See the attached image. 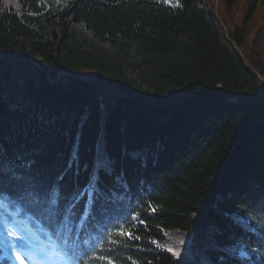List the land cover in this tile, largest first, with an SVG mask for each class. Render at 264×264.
<instances>
[{
  "label": "trees",
  "instance_id": "16d2710c",
  "mask_svg": "<svg viewBox=\"0 0 264 264\" xmlns=\"http://www.w3.org/2000/svg\"><path fill=\"white\" fill-rule=\"evenodd\" d=\"M174 3L0 0V200L77 264H264V0Z\"/></svg>",
  "mask_w": 264,
  "mask_h": 264
},
{
  "label": "snow or ice",
  "instance_id": "6c2138e0",
  "mask_svg": "<svg viewBox=\"0 0 264 264\" xmlns=\"http://www.w3.org/2000/svg\"><path fill=\"white\" fill-rule=\"evenodd\" d=\"M166 3H171V0H165ZM3 202L0 201V204ZM55 203V201H53ZM148 207L154 212L155 208L149 204ZM50 218H55V213H50ZM139 219L138 217H133V220ZM140 224H144L143 220H139ZM71 229L65 226V230L57 231L55 233H47L45 237L39 235L26 236L21 230L20 235L14 233H7L10 237L7 246L2 250L0 254V264H7V261L14 260L15 264H30L31 261L39 257L41 260L50 261L52 259H68L71 260V257L67 256V250L73 249L75 247L74 241L71 239ZM120 237H126L128 240H139L140 236L136 235L133 231L125 229L123 226L120 227V230L116 233ZM155 243V241H151ZM115 243V241H113ZM60 249L64 252V255L53 256L51 254L52 250ZM171 251V250H170ZM244 255L243 252L240 254ZM109 264H112L109 261Z\"/></svg>",
  "mask_w": 264,
  "mask_h": 264
},
{
  "label": "rangeland",
  "instance_id": "374dc122",
  "mask_svg": "<svg viewBox=\"0 0 264 264\" xmlns=\"http://www.w3.org/2000/svg\"><path fill=\"white\" fill-rule=\"evenodd\" d=\"M162 1H165V0H162ZM178 2L179 0H177V3ZM248 3H249V0H241V9L245 8ZM170 4H175L174 0H171ZM221 14L224 17V19L228 18V15H226L223 5H222ZM232 16L238 22H240L242 19V17H240L239 10L235 12V15L233 13ZM253 24H254V28H252L253 29L252 32L256 31V26H260V22H255ZM232 26L234 25H231V28H233ZM262 44H264V42H262ZM1 209L5 210V212H2ZM21 230H23V234L26 236H31L33 234L41 236L40 231H38V229L33 225V223L29 219L22 218L19 215V213L16 214V212L13 213L12 210H8L5 203L0 204V252L1 254H2V250L6 248L7 243L10 239L7 233L11 232L16 235H20ZM52 253H54L53 250L51 251V254ZM9 261L10 263H12L11 260Z\"/></svg>",
  "mask_w": 264,
  "mask_h": 264
},
{
  "label": "water",
  "instance_id": "95a60500",
  "mask_svg": "<svg viewBox=\"0 0 264 264\" xmlns=\"http://www.w3.org/2000/svg\"><path fill=\"white\" fill-rule=\"evenodd\" d=\"M263 87H264V85H263ZM185 94H186V93H185ZM185 94H184V95H185Z\"/></svg>",
  "mask_w": 264,
  "mask_h": 264
}]
</instances>
